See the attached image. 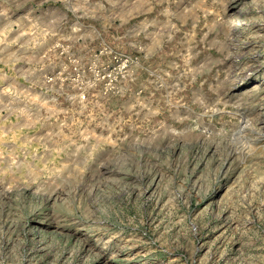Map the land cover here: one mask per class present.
<instances>
[{
    "label": "rangeland",
    "instance_id": "obj_1",
    "mask_svg": "<svg viewBox=\"0 0 264 264\" xmlns=\"http://www.w3.org/2000/svg\"><path fill=\"white\" fill-rule=\"evenodd\" d=\"M0 264H264V0H0Z\"/></svg>",
    "mask_w": 264,
    "mask_h": 264
},
{
    "label": "bare ground",
    "instance_id": "obj_2",
    "mask_svg": "<svg viewBox=\"0 0 264 264\" xmlns=\"http://www.w3.org/2000/svg\"><path fill=\"white\" fill-rule=\"evenodd\" d=\"M241 25H246V23H244V22H241Z\"/></svg>",
    "mask_w": 264,
    "mask_h": 264
},
{
    "label": "crops",
    "instance_id": "obj_3",
    "mask_svg": "<svg viewBox=\"0 0 264 264\" xmlns=\"http://www.w3.org/2000/svg\"><path fill=\"white\" fill-rule=\"evenodd\" d=\"M44 83V82H43Z\"/></svg>",
    "mask_w": 264,
    "mask_h": 264
}]
</instances>
